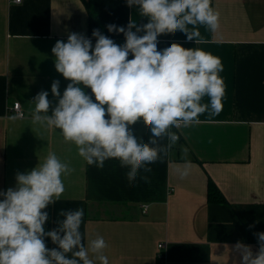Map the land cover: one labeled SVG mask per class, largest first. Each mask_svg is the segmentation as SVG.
Segmentation results:
<instances>
[{
	"label": "crops",
	"instance_id": "1",
	"mask_svg": "<svg viewBox=\"0 0 264 264\" xmlns=\"http://www.w3.org/2000/svg\"><path fill=\"white\" fill-rule=\"evenodd\" d=\"M212 7L219 28L201 26L203 43L189 42L177 31L158 37V49L175 42L218 57L221 109L205 112L197 125L173 129L179 140L150 165V183L138 177L129 185L118 160L105 161L102 169L89 166L58 129L34 123L32 101L47 91L54 107V80L62 96L69 81L56 71L51 49L58 40L67 42L70 33L85 35L94 46L90 13L115 39L125 40L106 25L147 20L126 0H0V191L14 187L17 172L30 171L52 152L73 171L63 176L59 201L46 209V230L62 219L60 209L83 208L85 242L102 236L109 264H155L159 243L165 245L163 264H239L237 242L257 251L255 233L264 232V0H212ZM16 101L22 117L12 109ZM135 131L144 139L150 135L142 123ZM186 163L190 173L182 179L178 170ZM210 179L226 202L208 201ZM46 244L55 247L50 239Z\"/></svg>",
	"mask_w": 264,
	"mask_h": 264
},
{
	"label": "clouds",
	"instance_id": "2",
	"mask_svg": "<svg viewBox=\"0 0 264 264\" xmlns=\"http://www.w3.org/2000/svg\"><path fill=\"white\" fill-rule=\"evenodd\" d=\"M126 5L147 22L106 25L109 33L123 34L122 45L99 29L92 31L94 46L78 33L55 43V69L69 83L61 96L59 80L52 82L54 107L49 93L39 92L31 115L34 123L58 129L89 166L102 169L105 161L118 160L132 185L138 177L150 183V165L163 160L179 140L173 129L199 124L205 112L219 113L224 84L221 60L210 52L175 42L158 49L162 35L179 31L198 44L203 43L201 26L217 31L219 13L212 0H126ZM138 123L150 133L147 139L136 134ZM72 171L50 152L30 171L17 172L14 187L0 191V264H109L102 236L85 242L83 208L60 209L56 227L45 228L46 209L59 201L63 176ZM178 171L187 177L190 164ZM255 235L257 251L243 242L234 246L239 264H264V232ZM48 239L55 247L47 246Z\"/></svg>",
	"mask_w": 264,
	"mask_h": 264
},
{
	"label": "trees",
	"instance_id": "3",
	"mask_svg": "<svg viewBox=\"0 0 264 264\" xmlns=\"http://www.w3.org/2000/svg\"><path fill=\"white\" fill-rule=\"evenodd\" d=\"M93 29H99L102 34L105 35L102 26L100 25L99 21L97 20L96 16L93 13H90L89 16V32L92 34ZM106 36V35H105ZM111 38V37H109ZM114 40L115 43L118 45H122L125 40L124 39H115L111 38ZM130 59V56H129ZM208 201L210 202H226V197L222 193V191L219 189V187L212 181L211 179L208 182Z\"/></svg>",
	"mask_w": 264,
	"mask_h": 264
},
{
	"label": "built area",
	"instance_id": "4",
	"mask_svg": "<svg viewBox=\"0 0 264 264\" xmlns=\"http://www.w3.org/2000/svg\"><path fill=\"white\" fill-rule=\"evenodd\" d=\"M15 2H21L22 0H12ZM12 109L16 112V115L19 117L24 116V111L21 109L20 102L16 101L12 105ZM144 209H147V205H143V211ZM164 243L158 244V252H157V259L155 264H163L164 262Z\"/></svg>",
	"mask_w": 264,
	"mask_h": 264
}]
</instances>
